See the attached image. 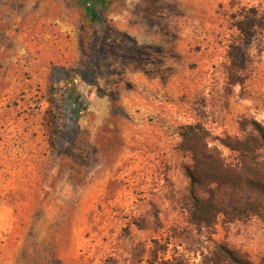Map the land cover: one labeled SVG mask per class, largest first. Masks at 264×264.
Wrapping results in <instances>:
<instances>
[{
  "label": "rangeland",
  "instance_id": "1",
  "mask_svg": "<svg viewBox=\"0 0 264 264\" xmlns=\"http://www.w3.org/2000/svg\"><path fill=\"white\" fill-rule=\"evenodd\" d=\"M250 120L264 0H0V264H264L263 217L195 223L182 148L237 167Z\"/></svg>",
  "mask_w": 264,
  "mask_h": 264
},
{
  "label": "trees",
  "instance_id": "2",
  "mask_svg": "<svg viewBox=\"0 0 264 264\" xmlns=\"http://www.w3.org/2000/svg\"><path fill=\"white\" fill-rule=\"evenodd\" d=\"M247 125L252 132L243 138L222 140L223 145L238 152L237 167L227 163L217 147L209 146L208 131L200 122L183 126L182 148L191 155L193 163L192 168L185 169L196 224L211 226L217 213L224 214L227 221L252 215L264 218V158L259 153L264 145V131L255 120L242 122L243 131ZM235 262L247 264L236 259Z\"/></svg>",
  "mask_w": 264,
  "mask_h": 264
}]
</instances>
